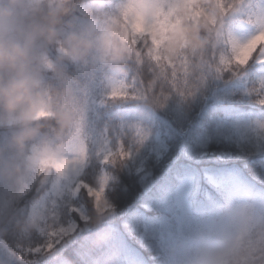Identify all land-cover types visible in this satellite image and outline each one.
<instances>
[{
  "label": "trees",
  "instance_id": "1",
  "mask_svg": "<svg viewBox=\"0 0 264 264\" xmlns=\"http://www.w3.org/2000/svg\"><path fill=\"white\" fill-rule=\"evenodd\" d=\"M139 1L13 6L19 34L49 12L61 14V36L38 40L36 51L47 65L48 114L70 120L66 127L46 123L43 153L35 141L23 153L9 148L15 128L0 126V264H194L196 243L216 237L203 219L234 208L239 192L260 215L215 264H264V49L244 66L221 63L231 59L233 41L264 30V0H225L234 5L227 13L215 0H147V31L131 25ZM106 24L118 25L127 41L149 33L165 60L187 57V73L173 84L146 51L137 57L129 44L118 66L92 54L67 56L64 36ZM122 84L129 95L110 98ZM121 148L127 155L105 161ZM56 154L79 156L78 171L54 165ZM180 205L200 219L180 216ZM73 224L72 237L55 244L51 234Z\"/></svg>",
  "mask_w": 264,
  "mask_h": 264
},
{
  "label": "clouds",
  "instance_id": "2",
  "mask_svg": "<svg viewBox=\"0 0 264 264\" xmlns=\"http://www.w3.org/2000/svg\"><path fill=\"white\" fill-rule=\"evenodd\" d=\"M20 0H7L0 5V126L12 125L14 133L8 147L23 153L30 141H35L43 153L46 147L45 125L49 121L66 127L67 114L49 115L48 93L42 84V68L47 66L38 55L36 44L42 40L51 44L61 36L60 13H47L42 21L34 22L23 34L14 31L16 11ZM67 56L82 60L92 54L100 64L120 65L129 56L128 41L118 25L106 24L102 30L72 32L63 37ZM4 148L0 147V170ZM30 159L24 161L25 166Z\"/></svg>",
  "mask_w": 264,
  "mask_h": 264
},
{
  "label": "rangeland",
  "instance_id": "3",
  "mask_svg": "<svg viewBox=\"0 0 264 264\" xmlns=\"http://www.w3.org/2000/svg\"><path fill=\"white\" fill-rule=\"evenodd\" d=\"M151 16V12L149 11V6L147 0H140L138 7H132V17H131V25L140 30L147 31L149 29L148 19ZM254 35H249L246 37L243 42H246ZM49 158L48 154H46L43 159L47 160ZM53 164L60 166L64 170H73L78 171V167L81 164V158L79 156H71L65 154H56L52 156ZM239 198L237 205L218 217H206L204 218V222L215 230L216 237L212 239L202 240L196 243V254L194 258V264H215V258L220 256L225 250H227L236 238L246 229H248L259 217L260 210L257 209H249L246 201L248 200V196L245 192L238 193ZM102 211L105 209L103 205ZM178 214L182 217H189L190 219L199 220L200 218H196L194 216L189 215L185 211V207L188 205L179 206ZM105 208V209H104ZM178 211V208H177ZM76 228V224H73L69 227L63 228L65 231L61 233V230L57 233L55 239L56 243L60 246H63L66 243V239L72 237ZM55 251V250H54ZM53 251V252H54ZM185 261L190 259V254L186 253Z\"/></svg>",
  "mask_w": 264,
  "mask_h": 264
},
{
  "label": "snow or ice",
  "instance_id": "4",
  "mask_svg": "<svg viewBox=\"0 0 264 264\" xmlns=\"http://www.w3.org/2000/svg\"><path fill=\"white\" fill-rule=\"evenodd\" d=\"M215 3L220 7L221 13H227L233 4H226L225 0H215ZM218 23L217 18H213L212 25L213 27ZM150 34L147 32L144 33H132L129 36L128 44L132 48L133 52L137 55V57L142 55V50L147 52L148 57H150L161 69L162 74H167L173 84H178L181 80V74H186L188 71L187 67V57L184 55H178L175 61H167L164 59L162 55L159 54V50L155 48L150 40ZM264 49V30L259 31L257 34L252 36L246 42H232V56L231 59L221 58V63L225 68H229L232 64L236 66H244L247 62L252 59V57L260 50ZM261 59L264 60V51H260ZM181 69L182 71H177V69ZM127 86L122 84L113 88L112 92L109 93L110 98H126L129 93L125 92L124 89ZM264 103V99L260 101ZM127 155L123 153L122 148L120 152L117 151H109L105 154V161L114 160L118 155ZM82 187L85 185L81 184ZM89 194L92 193V188L88 187ZM65 230L61 229V233ZM51 235H57V233H52ZM52 244L48 245L50 249Z\"/></svg>",
  "mask_w": 264,
  "mask_h": 264
}]
</instances>
